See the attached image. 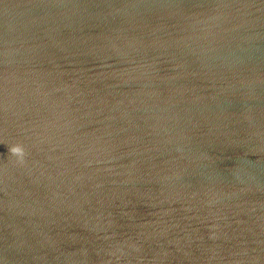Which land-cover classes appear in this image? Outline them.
Returning a JSON list of instances; mask_svg holds the SVG:
<instances>
[{"label":"water","instance_id":"1","mask_svg":"<svg viewBox=\"0 0 264 264\" xmlns=\"http://www.w3.org/2000/svg\"><path fill=\"white\" fill-rule=\"evenodd\" d=\"M0 264H264V0H0Z\"/></svg>","mask_w":264,"mask_h":264}]
</instances>
